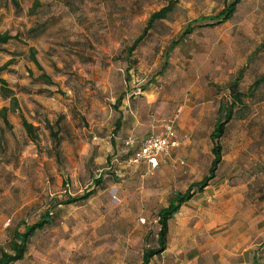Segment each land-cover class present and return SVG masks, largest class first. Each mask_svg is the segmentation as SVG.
<instances>
[{"label": "rangeland", "instance_id": "obj_1", "mask_svg": "<svg viewBox=\"0 0 264 264\" xmlns=\"http://www.w3.org/2000/svg\"><path fill=\"white\" fill-rule=\"evenodd\" d=\"M18 1L20 10L0 0V34L20 35L0 45V66L16 56L2 76L19 101V109L8 112L11 128L0 116V251L20 222L33 223L51 210L55 222L37 232L15 264H140L156 243L158 210L208 171L210 133L220 104L231 100L229 84L241 71L239 88L247 92L264 74V47L256 49L264 42V0H242L233 18L218 24L195 21L229 0H178L132 55L127 48L150 14L170 0H37L38 7L35 0ZM193 22L195 30L171 48ZM33 27L41 33L31 38ZM30 47L55 85L36 80L40 71L29 60ZM121 93L126 97L116 109ZM244 104L221 138L224 160L216 178L185 210L213 225L212 232L203 228L192 238L208 248L203 264L228 257L214 252V235L232 234L242 246L264 240V84ZM3 106L10 102L0 92ZM119 112L129 124L113 150ZM22 116L37 127L36 141ZM175 116L179 155L190 147L197 156L154 173L144 163L130 164L140 142ZM47 121L60 133V159ZM130 138L134 148L126 143ZM93 188L86 201L60 203ZM174 230L171 246L181 248ZM157 260L153 264L164 261Z\"/></svg>", "mask_w": 264, "mask_h": 264}, {"label": "trees", "instance_id": "obj_2", "mask_svg": "<svg viewBox=\"0 0 264 264\" xmlns=\"http://www.w3.org/2000/svg\"><path fill=\"white\" fill-rule=\"evenodd\" d=\"M15 7L20 10L21 6L18 0H11ZM242 0H229L226 2L224 7L219 10L217 13L203 16L198 18L195 22L201 21H209L211 24L224 23L233 18L237 11L238 4ZM178 0H170L166 5L162 6L160 9L152 12L147 19L145 27L141 31V33L133 40L132 44L127 48L128 55H132L135 49L144 41L147 37L148 33L155 27V24L164 19H168L171 13L174 12ZM39 2L35 0L34 7H38ZM31 14L34 13V8L32 7L29 11ZM41 28V26H40ZM39 28V29H40ZM39 29L30 28L29 34L30 37H36L41 32H37ZM44 31V26L41 28ZM195 30L194 22L190 23L185 31L180 35L179 39L173 41L171 48H174L178 45L187 34L192 33ZM19 34L11 35L9 32H4L0 34V45H6L12 39H19ZM264 47V42L257 47L256 49H261ZM256 51V50H255ZM16 56H12L7 62L0 66V92L4 99L9 100L10 106H3L0 109V116L6 126L11 128L12 124L8 119V112H14L19 109V101L17 94L13 88H11L8 84V81L3 78L2 74L6 71H9V66L14 63ZM29 60L32 61L37 69L40 71L36 80L40 81L45 85H55L53 78L48 74L40 61L37 58L36 50L34 47L29 48ZM165 69V66L160 70L159 73H162ZM30 74H32L30 72ZM69 76H72L69 74ZM243 72H239L238 76L233 79V81L229 84L231 100L229 102H222L219 106V115L217 121L214 125L212 132L210 133V139L212 141L211 152L213 155V159L208 169V173L199 181L192 183L188 186V188L184 191H177L170 198L167 205L161 207L157 213V239L154 246H150L143 252L142 261L140 264H150L152 259L156 256L161 255L168 247V234H169V220L174 217V215L180 210L181 206L189 201L193 196L199 192L203 191L205 187H207L210 182L216 177L217 171L223 161L224 157V146L221 142V138L225 135L227 130L228 123L236 117L238 111L245 107L244 98L247 96H251L254 92L264 84V74L256 78L248 88L247 92H243L240 90L239 85L242 79ZM143 90L145 88H142ZM125 97V93H121L115 102V108L119 109L122 105L123 99ZM244 113V110L241 111ZM120 116L116 121V131L120 128V124L122 121V113L120 112ZM59 119L56 120L55 124H59ZM50 122H46V126L50 131L52 140L54 142V148L56 151L57 159H60L62 156L61 146L62 139L58 129H55L54 125ZM22 126L25 129L27 135L36 141L38 136L36 133L37 127L29 122L25 117L22 116ZM95 184H101L102 178L99 177L94 180ZM96 192V188L85 191L83 194L79 196H69L66 200L60 203L64 204H72L79 203L88 200L94 193ZM55 222L53 217V212L51 210H46L39 219L33 223H25L20 222L17 227L13 230V234L7 246L0 251V264H15L23 259H25L32 238L37 234V232L45 229L47 226L52 225ZM24 225V229L21 230L20 226Z\"/></svg>", "mask_w": 264, "mask_h": 264}, {"label": "crops", "instance_id": "obj_3", "mask_svg": "<svg viewBox=\"0 0 264 264\" xmlns=\"http://www.w3.org/2000/svg\"><path fill=\"white\" fill-rule=\"evenodd\" d=\"M125 97H126V94H125ZM125 97H124V99H125ZM124 99H123L122 105L124 103ZM218 115H219V110H218ZM118 117H117L116 121L118 120ZM116 121H115V126H114L113 131H112L113 138L110 140V144H111L110 147L113 148V150H115L114 146L115 147L118 146L117 139L120 138V134H122L126 130V129H124L125 125L129 124L128 122H126V119L122 114V121L120 124V128L116 131V129H115ZM163 127H164V124H163ZM177 127H178V118L176 119V123H175L176 135H178L177 134ZM162 131L158 132V133L160 134V133H162ZM152 133H155V132H152ZM98 136H100V135H98V134L94 135L95 138H97ZM144 139L140 142L139 147L141 146ZM177 141H178L177 144L170 149V152L168 154H164V155H161L159 157L160 164H159V167L155 170V172H158V170H161V169L163 170V168H165L164 166L169 164V163L172 164L173 166H175V164H178L179 162L184 163V161H185L184 156L186 158H187V155L189 157L190 156H197L193 150H189L190 147H188V149H186L184 151L183 155H179L180 154L179 149L181 148V146H180V140H178V137H177ZM187 144H190V141L187 142ZM133 145H134V143L129 145V146L131 148H134L135 145L134 146ZM108 156H110V154H108V153H107V155L105 154L107 161L109 160ZM182 157H183V159H182ZM139 165H136V166H139ZM207 173H208V171H207ZM216 176H217V174H216ZM201 179H199V180H201ZM199 180H192L189 185H191L192 183L197 182ZM209 185L207 187H205V189L203 191L197 192L193 196V198H191L189 201H187L185 204H183L181 206L180 210L174 215V217L169 220L168 247L161 255L156 256L159 258V260L164 259V261L162 263H157V264H203L201 258L203 257L202 256L203 252L208 250V248H202V246H198L196 244V242L194 240H192V238L195 237L194 235L196 234V232H199V233L202 231L205 232V230L203 228H205L208 233L212 232L213 225L208 226L207 224H203V216H200V213L195 212V213H191V214L187 215L188 213H185V210L187 208H189L188 206L191 205V203L195 200V197L197 195L204 193L206 191V189L209 187ZM216 217H217L218 221H221L224 224V220L222 218H220L218 215H216ZM173 226L175 228L174 234H176V238L177 237L181 238L179 240L181 248H179V247L174 248L171 246V244L173 243V241L171 242V238L173 236V233H172ZM225 226L226 225H224L223 227H225ZM217 235H214V241H212L214 243L216 242V244H217L214 252L215 253H226V255L228 256L225 259L223 257V254H222L220 257V260H219L220 263H217V264H264V240L261 242H258V243H256L254 240L252 243L242 246V245H239V243H236L235 238H238V237L234 238V236L232 234H227V235L222 234L219 236H217ZM245 237L247 238L246 235H245ZM188 241H190V243H195V244H191L192 248L188 246ZM175 249H177V250L175 251ZM156 257H154V258H156ZM179 258H181V259H179ZM159 260H157V261L159 262ZM150 264H153V261H151Z\"/></svg>", "mask_w": 264, "mask_h": 264}, {"label": "built area", "instance_id": "obj_4", "mask_svg": "<svg viewBox=\"0 0 264 264\" xmlns=\"http://www.w3.org/2000/svg\"><path fill=\"white\" fill-rule=\"evenodd\" d=\"M177 117L169 118L164 124L162 133H152L148 135L137 152L130 158L129 163L139 165L144 163L148 173H154L159 167V157L168 154L170 149L177 144L175 123ZM127 144L134 143L132 138L128 139Z\"/></svg>", "mask_w": 264, "mask_h": 264}]
</instances>
